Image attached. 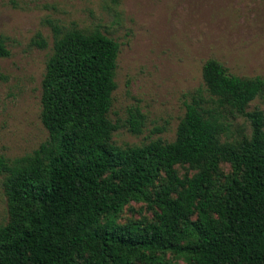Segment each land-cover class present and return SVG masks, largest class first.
Returning a JSON list of instances; mask_svg holds the SVG:
<instances>
[{
  "label": "trees",
  "instance_id": "16d2710c",
  "mask_svg": "<svg viewBox=\"0 0 264 264\" xmlns=\"http://www.w3.org/2000/svg\"><path fill=\"white\" fill-rule=\"evenodd\" d=\"M51 28L41 96L49 139L29 155L0 156L9 215L0 264H173L168 254L188 264H264V112L249 111L264 79L210 59L175 140L121 148L114 133L140 135L146 120L139 107L123 124L109 117L120 44L99 29ZM35 44L48 46L41 34ZM10 56L0 37V58ZM239 117L250 133L234 131ZM133 202L152 217L119 224Z\"/></svg>",
  "mask_w": 264,
  "mask_h": 264
},
{
  "label": "rangeland",
  "instance_id": "374dc122",
  "mask_svg": "<svg viewBox=\"0 0 264 264\" xmlns=\"http://www.w3.org/2000/svg\"><path fill=\"white\" fill-rule=\"evenodd\" d=\"M84 31L99 29L120 44L117 89L109 113L123 124L127 110L145 115L143 133H114L121 148L155 140L172 142L185 115V102L204 86L210 59L241 78L264 79V0H0V37L11 56L0 58V156L14 160L33 153L49 139L41 121L42 81L53 50L51 24ZM46 48L35 44L37 35ZM264 112V95L249 111ZM236 128L250 125L235 119ZM183 176L187 168L177 167ZM225 175L232 173L222 163ZM224 181V180H222ZM151 218L143 203H131L119 224ZM9 220L0 175V227ZM166 260L188 264L172 254Z\"/></svg>",
  "mask_w": 264,
  "mask_h": 264
}]
</instances>
